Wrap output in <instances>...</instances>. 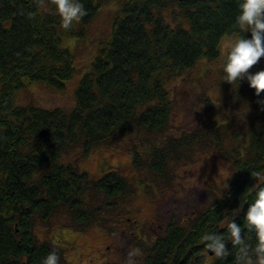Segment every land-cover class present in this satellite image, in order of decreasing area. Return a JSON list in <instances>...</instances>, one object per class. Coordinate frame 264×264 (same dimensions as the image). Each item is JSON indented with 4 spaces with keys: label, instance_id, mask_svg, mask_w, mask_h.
<instances>
[{
    "label": "trees",
    "instance_id": "trees-1",
    "mask_svg": "<svg viewBox=\"0 0 264 264\" xmlns=\"http://www.w3.org/2000/svg\"><path fill=\"white\" fill-rule=\"evenodd\" d=\"M107 1L81 0L88 14L70 33L86 34ZM237 3L124 0L108 46L82 77L75 107L66 110L14 104L25 78L64 88L76 71L52 0H0V264H41L52 251L66 264L63 249L35 235L38 223L109 228L121 201L135 191L134 180L118 169L91 178L80 169L79 156L76 162L65 158L141 134L148 144L132 148L139 174L162 176L193 152L194 143L213 147L230 163L225 197L192 220L170 221L160 237L140 245L146 264H206L202 234L223 233L227 217L242 224L255 193L247 194L241 208L239 194L256 184L252 172L264 175V109L237 117L262 105L264 93L257 96L246 79L225 81L221 69V82L229 88V111L222 119L208 117L196 134L171 136L161 144L153 136L168 128L173 108L168 81L202 58L218 60L224 35L250 38L235 27ZM262 69L264 57L249 71ZM146 178L139 183L147 186ZM211 264H233V257H213Z\"/></svg>",
    "mask_w": 264,
    "mask_h": 264
},
{
    "label": "rangeland",
    "instance_id": "rangeland-1",
    "mask_svg": "<svg viewBox=\"0 0 264 264\" xmlns=\"http://www.w3.org/2000/svg\"><path fill=\"white\" fill-rule=\"evenodd\" d=\"M124 0H108L98 15L90 22L86 34H72L80 29V21H74L68 30L60 26L62 44L73 54L76 71L72 78L64 81V88L51 86L42 81L24 79L25 85L17 90L14 104L25 106L34 104L46 108L61 107L71 110L76 105V89L82 77L93 69L96 58L108 46L114 34L117 18L123 16L121 4ZM237 34L224 35L220 41L221 56L218 60L200 59L194 66L168 81L167 87L172 100V112L166 131L154 135V141H165L168 137L181 138L183 134H196L202 129L205 119L217 117L229 111V88L221 81V69L227 54V46ZM264 102L258 108L239 111L237 117L260 112ZM238 111V110H237ZM194 137V136H193ZM194 142V140H193ZM148 144L143 134L128 136L111 145H102L87 153L77 151L65 158L76 162L81 170L88 172L91 178H98L99 163L106 157L111 165H117L120 171L134 180L135 191L121 201L114 220L109 228L91 227L81 229L59 220L52 225L38 223L34 233L41 240L60 244L58 235L64 232L75 243L64 249L66 264H129L128 253L133 248L141 250L144 244L155 241L162 234H157L159 225H167L175 220L185 223L192 220L218 197L229 193L231 179L230 163L221 153L210 146L194 143L193 152L183 160L172 163L165 174L156 176L141 173L133 166L132 148ZM161 144V142H160ZM146 175L147 186L140 184L138 178ZM253 185H248L239 194V206ZM238 210H235L236 214ZM68 221V220H67ZM69 222V221H68ZM141 230L143 235L138 236ZM134 257L135 264H146L147 254ZM207 264L213 256L205 255Z\"/></svg>",
    "mask_w": 264,
    "mask_h": 264
},
{
    "label": "clouds",
    "instance_id": "clouds-1",
    "mask_svg": "<svg viewBox=\"0 0 264 264\" xmlns=\"http://www.w3.org/2000/svg\"><path fill=\"white\" fill-rule=\"evenodd\" d=\"M52 3L65 30L88 14L81 0H52ZM237 7L235 27L240 33H250V38L240 35L228 44L222 72L229 83L246 79L249 88L259 96L264 93V69L254 73L249 70L264 57V0H238ZM251 175L256 184L249 192L255 195L244 213L243 223L227 217L223 233L202 234L205 255L210 252L219 261L232 256L233 264H264V175L260 172ZM140 255L141 250L133 248L128 253L129 264H135L132 258ZM59 260V255L52 251L42 258L41 264H59Z\"/></svg>",
    "mask_w": 264,
    "mask_h": 264
},
{
    "label": "flooded vegetation",
    "instance_id": "flooded-vegetation-1",
    "mask_svg": "<svg viewBox=\"0 0 264 264\" xmlns=\"http://www.w3.org/2000/svg\"><path fill=\"white\" fill-rule=\"evenodd\" d=\"M116 169H118L119 171H120V168L117 166V165H111V164H109L108 162H107V159H106V157H103V158H101V160H100V163H99V174H101V176H102V174L103 173H105L106 171H110V170H116ZM121 172V171H120ZM101 176H99L98 178H100ZM160 227V229L159 230H157V231H159L157 234H163L164 233V231H165V228H166V225H159ZM137 234H138V236L139 237H141L142 235H143V232L141 231V230H138L137 231ZM70 237V236H69ZM67 235H66V233L64 232L63 234H60V235H58V241H63L65 244L64 245H66V246H63V244H60V242L59 243H54L56 246H58V247H60L61 249H65L67 246H69V247H71L74 243H75V240L74 239H72V238H69ZM65 247V248H64ZM229 247H231V245H229ZM210 255H212L213 256V254H210ZM214 257V256H213ZM206 262V261H205ZM212 263V260L210 261V262H208L207 264H211Z\"/></svg>",
    "mask_w": 264,
    "mask_h": 264
},
{
    "label": "water",
    "instance_id": "water-1",
    "mask_svg": "<svg viewBox=\"0 0 264 264\" xmlns=\"http://www.w3.org/2000/svg\"><path fill=\"white\" fill-rule=\"evenodd\" d=\"M209 254H212V253L209 252Z\"/></svg>",
    "mask_w": 264,
    "mask_h": 264
}]
</instances>
